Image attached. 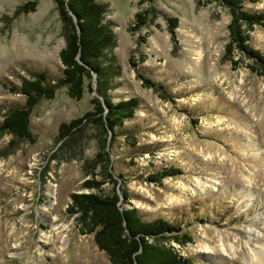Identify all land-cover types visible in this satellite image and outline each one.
<instances>
[{"label":"rangeland","instance_id":"1","mask_svg":"<svg viewBox=\"0 0 264 264\" xmlns=\"http://www.w3.org/2000/svg\"><path fill=\"white\" fill-rule=\"evenodd\" d=\"M29 1L35 8L24 12ZM98 1L107 4L121 69L110 93L140 102L116 142L107 143L111 172L126 178L124 206L189 231L191 242L173 245L192 264H255L253 253L264 248V76L247 60L233 67L226 55L228 10L210 0ZM245 8L264 11V0ZM138 13L146 19L136 28ZM63 32L53 0H0V123L24 104L10 86L33 71L60 77ZM250 44L264 52V25L255 26ZM139 75L163 83L168 94ZM91 96L76 101L61 86L41 99L30 117L34 143L0 130V264H110L67 211L71 193L86 192L104 135L86 124L66 143L56 141L58 125L90 110ZM170 166L180 172L147 180Z\"/></svg>","mask_w":264,"mask_h":264},{"label":"trees","instance_id":"2","mask_svg":"<svg viewBox=\"0 0 264 264\" xmlns=\"http://www.w3.org/2000/svg\"><path fill=\"white\" fill-rule=\"evenodd\" d=\"M63 23L65 44L58 52L61 75L49 80L46 71H33L22 78L19 85L9 90L24 97V104L7 111L0 130L10 133L16 140L35 142L30 130L33 108L41 99H52L58 87H66L68 96L80 100L90 93L91 109L82 116L61 122L58 125L56 141L66 143L76 130L86 124H93L104 135L98 151L91 159L90 170L82 184L86 192L71 193L67 211L75 216L81 234H92L95 245L103 251L110 264H192V259L182 255L173 245L185 246L192 241L189 231L162 217L147 220L134 206L126 207L130 194L126 189V178L122 173L114 175L110 166V150L125 121L131 120L139 99L129 97L115 101L111 95L115 79L120 76V65L112 53L116 35L111 24L105 20L107 4L98 0H53ZM225 7L230 14L225 53L233 67L245 60L252 73L264 76V52L250 44V33L257 25H264V11L252 12L245 3L259 0H210ZM35 1L22 7L24 12L33 11ZM137 26L145 23L146 15L136 14ZM169 25L176 27V18H168ZM173 32V29H171ZM130 64L136 66L132 59ZM145 86L158 88L168 94L165 85L139 75ZM128 136V135H126ZM128 139L133 140L132 136ZM128 143L134 146L135 143ZM98 166L101 171L94 172ZM180 171L173 166L151 172L147 180L160 183L163 178L174 176ZM100 176V179L96 177ZM109 184L110 191L103 192V185ZM117 186L121 192H117ZM95 190V191H93Z\"/></svg>","mask_w":264,"mask_h":264},{"label":"bare ground","instance_id":"3","mask_svg":"<svg viewBox=\"0 0 264 264\" xmlns=\"http://www.w3.org/2000/svg\"><path fill=\"white\" fill-rule=\"evenodd\" d=\"M255 264H264V248L253 253ZM253 261V260H252Z\"/></svg>","mask_w":264,"mask_h":264}]
</instances>
